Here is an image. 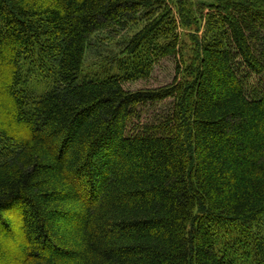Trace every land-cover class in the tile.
<instances>
[{
  "label": "trees",
  "instance_id": "1",
  "mask_svg": "<svg viewBox=\"0 0 264 264\" xmlns=\"http://www.w3.org/2000/svg\"><path fill=\"white\" fill-rule=\"evenodd\" d=\"M0 264H264V0H0Z\"/></svg>",
  "mask_w": 264,
  "mask_h": 264
},
{
  "label": "rangeland",
  "instance_id": "2",
  "mask_svg": "<svg viewBox=\"0 0 264 264\" xmlns=\"http://www.w3.org/2000/svg\"><path fill=\"white\" fill-rule=\"evenodd\" d=\"M118 39V38H117ZM116 39V40H117ZM115 40V41H116ZM99 47L95 50H90L86 57V66L90 65L92 61H94L93 57L95 55L104 56L105 49L103 48V43L105 41H97ZM113 45L109 47L112 49ZM175 78V64L173 59H161L157 61L154 65V68L151 72L149 78L145 80H140L137 82L127 83L124 87L127 90L135 91L141 89H156L159 87H163L169 85L173 82ZM169 107V102L160 103L154 106H148L145 110H143L144 120H150L155 115H162V113L166 112Z\"/></svg>",
  "mask_w": 264,
  "mask_h": 264
}]
</instances>
